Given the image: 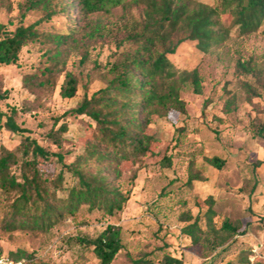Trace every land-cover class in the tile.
Returning a JSON list of instances; mask_svg holds the SVG:
<instances>
[{
	"label": "trees",
	"instance_id": "16d2710c",
	"mask_svg": "<svg viewBox=\"0 0 264 264\" xmlns=\"http://www.w3.org/2000/svg\"><path fill=\"white\" fill-rule=\"evenodd\" d=\"M119 7L123 11L122 23L115 28L93 17L99 13L109 15ZM31 11L41 12L42 17L24 25ZM74 14V25L66 32H43L39 28L54 17L71 19ZM19 15L20 25L14 31L0 24V66L19 65L22 50L31 44L48 47L43 56L45 66L23 79L22 87L33 95L55 90L58 76L64 73L60 94L65 99L76 97L83 77L66 71L67 58L80 55L78 65L82 67L89 61L93 45L111 37H115L112 39L117 51L114 62L104 68L105 87L91 96L85 91L82 102L60 116L82 117L91 123L83 152L72 163L65 162V155L46 150L29 135L30 130L16 123L18 108L12 107L9 114L0 110V121L5 118L0 131L24 136L16 149L0 148V207L5 212V229L47 231L81 209L98 212L109 221L106 228L95 239L82 238L78 242L91 247L99 264H112L123 249V233L121 226L111 221L125 212L136 179L125 177V167L151 160L162 168H171L173 156L167 154L168 145L161 142L152 126L159 118H169L172 112L186 114V103L180 97L184 86L190 84L194 94H202L199 69L178 74L169 56L188 41L194 42L200 52L208 53L229 38L232 26L240 36L258 32L264 24V0H222L215 7L191 0H23ZM121 33L122 38H118ZM237 70L253 78L254 84L243 82L247 100L260 97L259 91L264 92V67L239 61ZM222 89L228 98L223 113L230 115L237 109L236 96L226 85ZM25 107L22 111H30ZM59 119L46 135L58 147L68 131L66 123L55 130ZM251 127L255 138L264 139V120L253 121ZM207 161L217 170L226 164L219 157ZM66 174L73 179L69 187H65ZM207 201L211 207L212 198ZM183 221L187 225L182 234L191 243H199L205 233L199 217L189 213ZM213 221L208 217L209 225ZM222 229L231 235L246 231L228 222L222 224ZM31 258L21 250L13 260L28 264ZM131 263L184 264L169 252L157 260L147 254Z\"/></svg>",
	"mask_w": 264,
	"mask_h": 264
},
{
	"label": "rangeland",
	"instance_id": "374dc122",
	"mask_svg": "<svg viewBox=\"0 0 264 264\" xmlns=\"http://www.w3.org/2000/svg\"><path fill=\"white\" fill-rule=\"evenodd\" d=\"M22 1L0 0V24L8 31L20 25ZM221 1L191 0L213 7ZM122 15L119 7L109 15L99 13L93 17L115 28L122 23ZM41 17V12L31 11L23 24L35 23ZM72 19L76 20V14L71 19L59 15L50 22H43L39 28L43 32H66L74 25ZM122 34L118 38H122ZM112 38L115 37L94 44L89 61L82 67L78 65L80 55L71 54L67 58L66 71L83 77L72 99L62 98L60 94L64 73L58 76L52 92L33 95L22 87L25 76L45 66L43 56L48 47L31 44L22 50L19 65L0 66L1 112L9 114L12 107L18 108L16 123L30 130L29 135L49 152L65 155L67 164L82 154L84 142L91 134V123L82 117L60 116L76 108L85 91L91 96L105 87L104 68L114 62L117 51ZM169 59L178 74L199 69L202 94H194L190 84L184 86L180 97L186 103V114L172 112L169 118H159L152 126L161 142L168 145L167 154L173 156L171 168H162L151 160L125 167V177L135 176L136 179L125 212L111 221L121 226L123 233V249L112 264H132V259L147 254L157 260L164 252L182 259L184 264H264V139L255 138L251 127L253 121L264 120V92L259 91L260 97L249 102L243 82L254 84L253 78L237 70L239 61L264 67V24L258 32L247 36H240L232 26L229 38L222 45L213 46L208 53L200 52L194 42H185ZM87 74L89 79L84 78ZM223 85L236 96L237 109L230 115L223 113L228 99ZM24 106L30 111H22ZM56 118L60 121L55 130L63 123L68 127L60 147L46 137ZM4 121L5 118L0 126ZM23 138L3 129L0 148L14 150ZM213 157L225 160L222 170L208 163ZM72 184L73 179L66 174L65 187ZM209 198L213 200L211 207ZM189 213L199 217L205 232L197 244L191 243L181 232L187 225L183 218ZM4 217L5 212L0 207V256L13 259L22 250L32 255L28 264H99L91 247L80 245L78 240L95 239L106 228L109 221L101 213L81 209L54 228L37 232L7 231ZM208 217H213L212 225ZM224 222L246 231L231 235L222 229ZM261 243L263 248L260 249Z\"/></svg>",
	"mask_w": 264,
	"mask_h": 264
},
{
	"label": "built area",
	"instance_id": "2783aa9c",
	"mask_svg": "<svg viewBox=\"0 0 264 264\" xmlns=\"http://www.w3.org/2000/svg\"><path fill=\"white\" fill-rule=\"evenodd\" d=\"M263 248V244H260V249ZM253 261V259H252ZM24 260L15 261L7 256H0V264H24Z\"/></svg>",
	"mask_w": 264,
	"mask_h": 264
}]
</instances>
